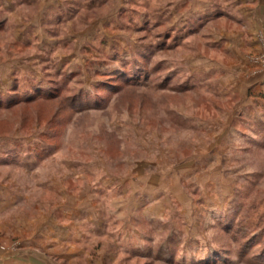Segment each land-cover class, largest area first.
<instances>
[{"label": "rangeland", "instance_id": "obj_1", "mask_svg": "<svg viewBox=\"0 0 264 264\" xmlns=\"http://www.w3.org/2000/svg\"><path fill=\"white\" fill-rule=\"evenodd\" d=\"M244 1L5 0L0 251L264 264V38Z\"/></svg>", "mask_w": 264, "mask_h": 264}, {"label": "crops", "instance_id": "obj_2", "mask_svg": "<svg viewBox=\"0 0 264 264\" xmlns=\"http://www.w3.org/2000/svg\"><path fill=\"white\" fill-rule=\"evenodd\" d=\"M52 1V0H51ZM248 1V0H247ZM244 1V5H256L259 9V16H252L248 18V21L252 24L250 26V32L254 34H261L264 38V0H249L248 2ZM6 4L5 0H0V13L6 8L2 5ZM46 6H52L50 2ZM256 13V12H255ZM256 15V14H255ZM6 18L0 17V21H4ZM247 20V19H246ZM241 45L233 48V50H240ZM248 50H264V44L260 43L256 38L253 41L249 42L247 45ZM4 257L3 264H62V261H67L68 256H58V254H49L44 252L38 247H22L19 249V252H11L7 248H1V251ZM7 255V256H6Z\"/></svg>", "mask_w": 264, "mask_h": 264}]
</instances>
